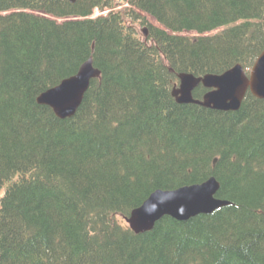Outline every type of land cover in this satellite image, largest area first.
Wrapping results in <instances>:
<instances>
[{
  "label": "trees",
  "instance_id": "1",
  "mask_svg": "<svg viewBox=\"0 0 264 264\" xmlns=\"http://www.w3.org/2000/svg\"><path fill=\"white\" fill-rule=\"evenodd\" d=\"M127 2L88 18L117 5L0 0V264H264V98L247 92L226 111L172 96L181 72L252 67L264 50V0ZM36 11L86 17L88 27ZM215 24L224 28L209 32ZM89 57L101 76L72 117L37 101ZM210 176L230 204L165 215L139 233L127 224L156 189Z\"/></svg>",
  "mask_w": 264,
  "mask_h": 264
},
{
  "label": "water",
  "instance_id": "2",
  "mask_svg": "<svg viewBox=\"0 0 264 264\" xmlns=\"http://www.w3.org/2000/svg\"><path fill=\"white\" fill-rule=\"evenodd\" d=\"M100 74L101 70L94 66L91 57L81 64L74 75L43 91L37 100L50 106L61 118L71 117L81 104L91 80ZM178 77L179 83L172 89V94L179 103H194L226 111L238 110L247 92L264 98V50L250 72L238 63L222 73L196 76L191 72H181ZM199 85L208 89L201 98L194 95ZM219 189L220 181L215 176L201 183L174 189H156L131 211L126 220L131 229L139 233L153 229L165 215L186 220L201 213H211L230 204L229 200L217 197Z\"/></svg>",
  "mask_w": 264,
  "mask_h": 264
},
{
  "label": "rangeland",
  "instance_id": "3",
  "mask_svg": "<svg viewBox=\"0 0 264 264\" xmlns=\"http://www.w3.org/2000/svg\"><path fill=\"white\" fill-rule=\"evenodd\" d=\"M112 2L117 5L116 8H121L122 5L125 4V3H123V2H125V0L123 2H122V0H112ZM100 11H98V10L96 11L95 10V12L92 15H90V17L92 18V17L98 16V12H100ZM142 15L145 17L147 24L151 23V24L157 25V26L160 25V23L153 16H151L150 14H148L146 12H144V13L142 12ZM49 17L54 18L55 16L52 15V14H49ZM90 17H88V18H90ZM58 18H59L58 19L59 23H62L64 20H69L71 22V24H72V28H73L74 31L82 30V29L88 27V23H87V18L86 17L76 16L74 14H71V15L65 17V18H62V17H58ZM147 24L146 23L145 24L144 23L143 24L139 23L137 25V32H138L139 36L143 40H144L145 34H144V30L142 28L143 27H147ZM223 28H224L223 25L215 24L214 28L211 31H209V32H218V31L222 30ZM183 33H187L188 35H192V34H197V31H186V32H183Z\"/></svg>",
  "mask_w": 264,
  "mask_h": 264
}]
</instances>
